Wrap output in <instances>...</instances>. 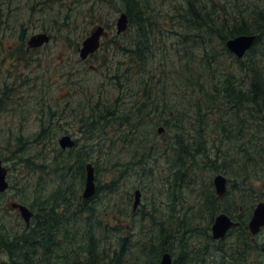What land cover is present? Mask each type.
<instances>
[{"label":"trees","instance_id":"16d2710c","mask_svg":"<svg viewBox=\"0 0 264 264\" xmlns=\"http://www.w3.org/2000/svg\"><path fill=\"white\" fill-rule=\"evenodd\" d=\"M120 1L130 27L123 34L128 39L123 46L125 59L104 67L105 78L118 95L115 103L95 106L81 117V131L87 138L102 133L107 125L121 132L119 139L108 142H121L129 158L142 154L143 159L128 161L127 178H141L158 160L167 164L162 183L168 202L158 204L153 198L150 212L143 213L150 218V236L159 232L155 240L144 243L146 239L132 234L139 228L134 220L120 223L107 211L114 222L103 223L88 209L87 201L75 202L80 196L77 190L75 195L66 191L63 176L65 185L41 206L36 202L30 207L35 214L28 228L23 225L10 232L0 223V231L7 234L26 229L11 242L2 236L9 263L0 260V264H158L163 252L200 246L198 238L186 241L180 237L187 228L194 235L204 234L231 260L253 264V250L258 247L247 225L256 203L264 198V0H178L166 12H161L159 0ZM248 34L257 36L255 45L238 60L227 51L225 42ZM117 42L115 37L114 45ZM154 64L157 67L149 69ZM160 125L166 137L171 134L165 144L156 134ZM225 143L229 144L226 149ZM93 147L83 144L79 151L87 150V155ZM75 152L83 185L85 160L80 159L78 149L66 156L60 152L53 159L59 156L60 164H68ZM220 171L226 173L229 184L217 200L211 174ZM148 178H154L153 174ZM106 187L103 195L117 192L116 185ZM194 188L201 196L194 198L198 205L186 215L179 197ZM219 212L232 216L237 225L225 239L215 242L209 230ZM119 213L122 218L136 215L128 205ZM200 218L208 219L205 226ZM81 232L84 244L71 248L68 243L77 242ZM185 260L180 257L174 264H185Z\"/></svg>","mask_w":264,"mask_h":264},{"label":"rangeland","instance_id":"374dc122","mask_svg":"<svg viewBox=\"0 0 264 264\" xmlns=\"http://www.w3.org/2000/svg\"><path fill=\"white\" fill-rule=\"evenodd\" d=\"M174 1L178 0H159L161 12L170 10ZM123 11L122 2L115 3L112 0H0V159L8 169L7 180L10 185L5 194H0V223L8 231H15L25 225L19 212L11 208L10 204L15 201L31 207L37 202L41 206L54 190L65 185L63 176L66 177V188H69L66 191L74 194L77 190L76 196H81L84 186L78 171L79 164L75 161L76 152L68 164H60L63 160L59 156L53 158L60 152L66 156L75 148L80 152L83 144H87L94 147L87 155V150L81 151L80 159L94 166L95 182L97 187H101V191L87 202L88 209L93 210L103 223L114 222L108 217L107 211L114 214L113 218L120 223L134 220L139 224L137 231H132L134 238L146 239L144 243L155 240L159 231L150 236V218L143 213L150 212L153 198L158 204L168 202V194L162 183L163 177L168 174L167 164L158 160L150 164L143 174L141 172V178H127L128 161L143 162V159L142 154L129 158V154H126L128 149L121 142H108L110 138L119 139L121 132L107 125L102 133L87 138L81 131V117L88 115L95 106L115 103V96L118 95V90L105 78V68L109 67L107 63L111 66L125 59L123 46L128 41L127 37L120 36L116 45L112 37V32L117 30L116 21ZM96 25H104L110 34L94 57L81 61L76 52L77 47ZM42 30L49 31L53 40L37 52L28 54L26 59L18 61L24 37L26 42L27 38ZM171 37L170 40L174 42L175 36ZM230 63L227 58L225 64ZM156 67L154 64L149 69L154 70ZM126 103L129 104V100ZM146 127L150 128L149 121ZM161 127L156 128V134L159 142L165 144L171 134L168 133L169 137H166L165 130L159 134L157 131ZM95 132L98 133V130ZM63 135L73 137V148L61 149L59 139ZM228 146L225 143L224 149ZM25 160L34 165H28ZM112 163H119V166L111 169ZM217 173L227 177L226 173L220 171L212 173L211 179ZM68 174L70 176L67 179ZM151 174L154 178L149 179ZM107 185H116L117 192L103 195ZM136 189L142 193L141 205L136 215L122 218L119 212H123L127 205L132 209L133 192ZM194 190H186V195L179 197L182 198L186 215L198 205L194 203V198L201 196L197 195V188ZM213 192L215 195L214 187ZM78 201L83 200L75 198V202ZM207 220L200 218L203 226ZM187 229L180 232V237L186 241L198 238L200 246L184 249L177 246V249L171 250L174 261L184 257L185 264H239L223 250L213 246L204 234L199 232L194 235ZM25 230L20 229L12 234L0 231V260L9 263L2 236L11 242ZM78 234L77 242L68 243L71 248L84 244V232ZM257 245L260 248L253 250L255 254H252L251 261L253 264H264V232L257 238Z\"/></svg>","mask_w":264,"mask_h":264},{"label":"water","instance_id":"95a60500","mask_svg":"<svg viewBox=\"0 0 264 264\" xmlns=\"http://www.w3.org/2000/svg\"><path fill=\"white\" fill-rule=\"evenodd\" d=\"M128 27V18L126 14H122L117 20V33L124 32ZM104 34V29L100 26L96 27L82 43L80 49V57L85 60L90 54L94 53L99 48V41L101 36ZM256 37L254 35H240L227 40V49L236 55L237 58H243L246 52L254 44ZM49 42V36L45 33L33 36L29 42V48L41 47L45 43ZM162 132V129H159ZM74 140L69 136L65 135L59 139V145L62 149L72 148L74 146ZM7 169L2 165L0 160V192H5L8 188V182L6 180ZM213 184L217 197L220 198L224 195L227 186V179L225 176L218 174L214 177ZM95 183H94V168L91 164L86 165V183L83 192V198L89 199L94 195ZM141 201V193L139 190L135 191V198L133 208L134 210L139 206ZM12 208L17 209L24 222L28 225L33 213L30 209L22 204L14 203ZM234 225V222L226 214H219L214 220L212 225V237L213 239H221L225 236L226 232ZM264 227V201L257 204L252 218L249 222V230L252 235H256L260 232L261 228ZM264 251V247H263ZM159 264H173L172 257L168 252L162 254Z\"/></svg>","mask_w":264,"mask_h":264},{"label":"bare ground","instance_id":"6f19581e","mask_svg":"<svg viewBox=\"0 0 264 264\" xmlns=\"http://www.w3.org/2000/svg\"><path fill=\"white\" fill-rule=\"evenodd\" d=\"M122 14H126V13L123 11V12H121L120 16H121ZM126 15H127V14H126ZM120 16H119V17H120ZM119 17H118V18H119ZM117 20H118V19H117ZM116 28H117V21H116ZM106 29H107V28H106ZM74 142H75V141H74ZM59 146H60V145H59ZM74 146H75V144H74ZM74 146H73V147H74ZM73 147H72V148H73ZM61 149H62V148H61ZM69 149H71V148H69ZM63 150H65V149H63ZM253 242H254V241H253ZM255 242L257 243V239H255ZM256 245H257V244H256ZM263 246H264V245H263ZM263 246H262V247H263ZM257 247L260 248L258 245H257ZM28 250H29V249H28ZM25 252H26V250H25ZM28 252H29V251H28ZM29 254H30V253H29ZM168 254L172 257V260H173V262H174V259H173V256H172L171 252H168ZM31 256H32V255H31ZM31 256H30V257H31ZM25 257H26L25 259H27V256H26V255H25ZM33 257H34V255H33ZM51 257H52V256H51ZM55 257H59V256H55ZM52 258H53V257H52ZM221 259H222V258H221ZM222 260H223V259H222ZM220 263H221V262H220Z\"/></svg>","mask_w":264,"mask_h":264}]
</instances>
